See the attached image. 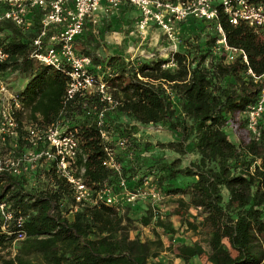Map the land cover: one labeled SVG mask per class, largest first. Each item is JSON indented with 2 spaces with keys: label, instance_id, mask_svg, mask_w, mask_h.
Returning <instances> with one entry per match:
<instances>
[{
  "label": "trees",
  "instance_id": "1",
  "mask_svg": "<svg viewBox=\"0 0 264 264\" xmlns=\"http://www.w3.org/2000/svg\"><path fill=\"white\" fill-rule=\"evenodd\" d=\"M250 1L264 4V0ZM194 21L202 23L198 25L200 31L188 35L183 48L170 58L131 60L121 54L101 57L94 51L98 44L92 48L96 39L89 27L88 36L77 38V51L93 57L92 72L110 87L119 102L114 108L98 90L78 93L65 103L67 70L33 59L30 54L35 32L26 34L5 23L0 31H4L9 58L0 62V74L19 70L27 78L19 91L24 107L17 115L22 135L20 150L27 143V125L44 126L61 118L79 141L82 154L78 165L85 167V182L94 189L107 183L119 191L118 171L104 163L106 145L95 114L103 110L107 128L128 137L126 147L115 148L128 186L141 184L148 177L159 188L164 185L165 194L189 195L191 205L202 210L203 224L209 228L214 248L208 264H264V115L258 140L251 135L247 143H238L226 130L231 122L246 125L244 119H237L238 112L260 94L264 34L244 21L232 24L222 8L218 20L191 16L178 27L183 23L189 28ZM218 24L227 42L245 51L248 65L241 57L227 62L214 52L221 37ZM171 62L174 65H169ZM248 67L260 76L258 81L247 73ZM88 110L93 115L88 116ZM123 115L142 125L160 124L171 130L177 139L168 147L180 155L194 152L197 160L178 168L179 158L158 163L154 155H144L143 151L153 145H144L136 135V127L122 122ZM141 167H147L143 175ZM45 171V180L40 171L20 176L0 172V203H11L15 217L24 218L22 228L26 232L15 254L8 257L4 250L21 228L15 222L4 227L0 215V264H166L155 248L160 241H143L129 235V211L140 210L142 203L126 205L124 213L101 203L71 214V185L56 174L52 164ZM147 210L150 215L142 217L144 224L153 219L150 207ZM160 218L156 219L158 225L172 228ZM203 253L200 244L179 247L185 264H195L193 258Z\"/></svg>",
  "mask_w": 264,
  "mask_h": 264
},
{
  "label": "built area",
  "instance_id": "2",
  "mask_svg": "<svg viewBox=\"0 0 264 264\" xmlns=\"http://www.w3.org/2000/svg\"><path fill=\"white\" fill-rule=\"evenodd\" d=\"M123 3L133 5L139 10L140 16L136 25L140 31L145 32L150 25H155L169 40L176 39V29L181 21L191 16L207 21L218 20L220 8L228 15L232 24L237 25L244 21L256 32L264 34V4L250 0H0V27L11 23L23 33L35 32L31 41L30 56L41 64L67 70L65 103L74 99L78 93L98 90L108 105L114 108L119 102L113 98L110 87L92 72L93 57L77 51L76 40L88 27L100 21L102 13H114ZM217 27L221 37L217 40L214 52L223 55L227 62L241 57L248 65L245 51L230 45L221 24ZM4 36V31H0V62L9 58ZM247 73L254 81L260 78L251 67H248ZM15 74H20L19 70L13 75ZM12 77L0 74L1 173L20 176L40 171L41 179L45 180V169L52 164L56 174L66 178L73 189L71 214L81 208L101 203L124 213L126 205L146 203L150 204L153 219L158 218L160 203L165 195L148 177H145L141 184L132 188L128 186L115 149L126 147L128 137L120 136L114 129L107 128L103 110L95 114L106 145L104 163L118 171L119 191H115L114 187L107 183L94 189L85 182V167L78 165V157L82 154L79 141L61 118L44 126L37 123L27 125L24 128L27 132L24 135L27 143L20 150L19 140L22 135L17 115L24 111V107L19 97L20 89L13 87L10 81ZM87 115H93V111L88 110ZM263 115L264 81L257 100L239 111L237 119H244L249 133L258 140L261 137L260 123ZM0 215L4 219V227L15 222L17 227L21 228L18 229L13 242L26 237L22 228L24 218L15 217L11 203H0Z\"/></svg>",
  "mask_w": 264,
  "mask_h": 264
},
{
  "label": "rangeland",
  "instance_id": "3",
  "mask_svg": "<svg viewBox=\"0 0 264 264\" xmlns=\"http://www.w3.org/2000/svg\"><path fill=\"white\" fill-rule=\"evenodd\" d=\"M137 12L133 8L118 9L114 13L100 15V21L96 25L89 27L96 41L91 44H98L94 50L101 57H108L112 54H121L125 57L135 60H151L155 58H170L172 53L183 48L184 41L188 35L200 31L202 23L194 21L188 28V25L181 24L176 29V39L169 40L161 29L152 26L148 31H140L135 24ZM199 23V24H198ZM204 25V24H203ZM86 34V33H85ZM89 33L86 35L88 36ZM92 37V36H91ZM169 65H174L171 62ZM15 71L8 72L5 76H13L10 80L12 86L20 89L26 84V76L22 73L14 74ZM122 122L128 127H136L137 137L141 142L151 143L153 147L143 151L146 156L154 155L158 158L157 162L170 163L176 159L180 162L176 164L178 168L188 166L192 161L197 160V154L194 152L186 155H180L168 147L170 141L177 139L176 135L162 125L149 124L142 125L135 120H130L127 116H122ZM120 120V121H121ZM226 130L231 140L238 143H247L251 134L246 125L242 122H231ZM147 167H141L140 175H143ZM184 180L190 178L184 177ZM156 183V181H155ZM159 185V184H158ZM164 200L160 203V219L171 223L172 228H166L157 224L152 219L150 223L144 224L142 217L150 215L147 207L150 204H139L140 210H130L128 223L129 235L131 238L139 237L143 241H160L155 248L166 264H185L184 259L179 255V247L182 244H200L205 253L193 258L195 264H208L209 255L213 252V246L210 243L209 228L205 227L204 215L200 208L191 205L190 197L187 194H165L164 185L160 186ZM227 197V191L224 190ZM128 221H126L127 223ZM226 241V240H225ZM17 242H12L5 250V255L13 256L16 252Z\"/></svg>",
  "mask_w": 264,
  "mask_h": 264
},
{
  "label": "crops",
  "instance_id": "4",
  "mask_svg": "<svg viewBox=\"0 0 264 264\" xmlns=\"http://www.w3.org/2000/svg\"><path fill=\"white\" fill-rule=\"evenodd\" d=\"M123 8H133V9H135L136 10V12H137V15H136V21H135V24H136V22H137V20L139 19V16H140V12H139V10L136 8V7H134L133 5H130V4H128V3H123L122 5H121V7L119 8V9H123ZM153 25H150L149 26V28H148V30L152 27ZM155 26V25H154ZM136 27H137V25H136ZM159 29V28H158ZM147 30V31H148ZM87 31V30H86ZM86 31L83 33V34H85L86 33ZM82 34V35H83Z\"/></svg>",
  "mask_w": 264,
  "mask_h": 264
}]
</instances>
